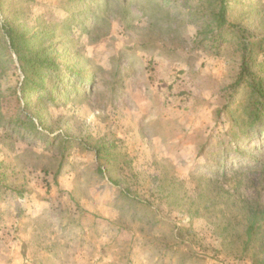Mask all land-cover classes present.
<instances>
[{
	"label": "rangeland",
	"instance_id": "obj_1",
	"mask_svg": "<svg viewBox=\"0 0 264 264\" xmlns=\"http://www.w3.org/2000/svg\"><path fill=\"white\" fill-rule=\"evenodd\" d=\"M184 1L0 0V27L50 26L74 84L86 80L40 106L21 97L14 53L1 68L0 264H264L218 228L238 198L264 205V130L234 151L240 60L210 48L197 0ZM242 1L258 0H235L232 19L257 27ZM26 116L37 132L16 122ZM218 186L229 199L208 211L204 193Z\"/></svg>",
	"mask_w": 264,
	"mask_h": 264
},
{
	"label": "trees",
	"instance_id": "obj_2",
	"mask_svg": "<svg viewBox=\"0 0 264 264\" xmlns=\"http://www.w3.org/2000/svg\"><path fill=\"white\" fill-rule=\"evenodd\" d=\"M75 1L81 4L85 0ZM234 1L197 0L195 11L194 13L191 11V14H197L202 20L203 25L199 35L207 40L211 49H215L220 55L224 49L223 44L226 47L230 46L240 60V72L237 81L233 84V90L237 92L240 88L246 87L247 98L245 104L239 105L234 110L229 109L228 118L232 122L230 142L234 143L233 140H236L234 151L241 153L243 149L240 145L243 138L252 137L257 129L264 130V62L257 59L258 53L264 50V15L260 0L242 1L241 12L247 19L260 17L257 27H245L243 23L246 18L241 16L232 19L235 12ZM184 3L192 6L190 0ZM0 8L3 10L1 2ZM258 30L263 32L261 37L257 36ZM57 34L50 26H46L45 29L30 35L24 24L13 25L10 21L0 27V93L5 75V71H1V68L13 61L12 53L17 56L24 74L20 88L23 101L35 96L40 99L42 106L46 100H56L57 95L63 96L73 90L80 93V88L86 80L83 78L74 84L76 82L74 69L61 61L62 53L58 51L60 45L52 41ZM68 82L70 86L66 88ZM60 88L63 89L59 92ZM39 121L42 123L41 118ZM16 122L22 127L28 126L30 132H37L32 117L26 116L24 120L17 119ZM233 143L229 145L232 146ZM101 150L99 149L98 152ZM252 166L251 169H254L256 166L259 167V164L253 163ZM204 194L208 202L206 210L216 211L225 205L223 202L229 199L230 193L220 186L218 190L206 188ZM259 200L248 195L238 198L233 203V206L237 207L236 217L218 226L225 240L230 238L233 242L241 243L242 252L255 248L264 254V205ZM194 215H198L197 211L191 214Z\"/></svg>",
	"mask_w": 264,
	"mask_h": 264
}]
</instances>
